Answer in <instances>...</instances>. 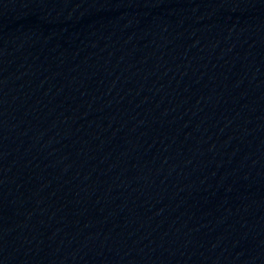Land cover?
I'll return each instance as SVG.
<instances>
[{
    "label": "water",
    "instance_id": "obj_1",
    "mask_svg": "<svg viewBox=\"0 0 264 264\" xmlns=\"http://www.w3.org/2000/svg\"><path fill=\"white\" fill-rule=\"evenodd\" d=\"M264 72V0H0V264H69Z\"/></svg>",
    "mask_w": 264,
    "mask_h": 264
}]
</instances>
